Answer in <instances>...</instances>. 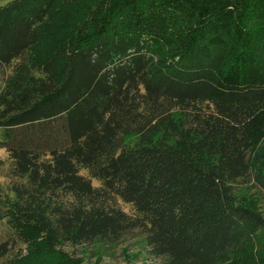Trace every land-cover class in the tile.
Returning a JSON list of instances; mask_svg holds the SVG:
<instances>
[{
	"label": "trees",
	"instance_id": "trees-1",
	"mask_svg": "<svg viewBox=\"0 0 264 264\" xmlns=\"http://www.w3.org/2000/svg\"><path fill=\"white\" fill-rule=\"evenodd\" d=\"M14 61L0 264H76L63 245L134 231L167 264H264V216L236 195L264 189V0H11Z\"/></svg>",
	"mask_w": 264,
	"mask_h": 264
},
{
	"label": "rangeland",
	"instance_id": "rangeland-1",
	"mask_svg": "<svg viewBox=\"0 0 264 264\" xmlns=\"http://www.w3.org/2000/svg\"><path fill=\"white\" fill-rule=\"evenodd\" d=\"M9 1L11 0H0V6L7 4ZM74 8H76L75 5H72L71 9L75 10ZM16 62L14 61L11 66L0 68V91L5 86L6 79L12 75ZM139 139L140 137L137 134H130L124 137L128 145H133ZM11 166L8 152L0 148V187L3 188L4 194L10 192V185L14 182V178L11 175ZM94 181L95 183L98 182L96 179ZM236 195L241 204L255 209L264 216V189L253 178L246 177L236 183ZM125 207L130 209L127 205ZM62 248V251L68 255V258L75 261L76 264H167L168 262L165 258H155L149 254L145 237L139 231L127 234L118 243L114 244L107 242H97L92 245L82 246L65 244ZM250 251V249H247L234 252L225 258L222 263L226 264L237 258L244 257L243 259L246 264H251L249 258ZM254 252L256 255H264V232L258 238Z\"/></svg>",
	"mask_w": 264,
	"mask_h": 264
}]
</instances>
